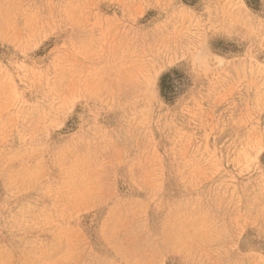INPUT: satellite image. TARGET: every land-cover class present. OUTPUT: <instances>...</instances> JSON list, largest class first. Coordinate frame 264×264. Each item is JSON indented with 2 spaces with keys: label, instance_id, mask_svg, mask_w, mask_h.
Returning <instances> with one entry per match:
<instances>
[{
  "label": "rangeland",
  "instance_id": "obj_1",
  "mask_svg": "<svg viewBox=\"0 0 264 264\" xmlns=\"http://www.w3.org/2000/svg\"><path fill=\"white\" fill-rule=\"evenodd\" d=\"M0 264H264V0H0Z\"/></svg>",
  "mask_w": 264,
  "mask_h": 264
}]
</instances>
